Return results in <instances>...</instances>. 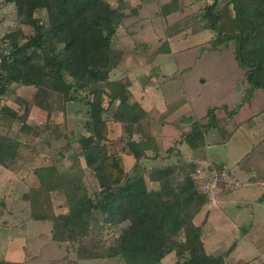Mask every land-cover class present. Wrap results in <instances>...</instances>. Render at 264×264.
Here are the masks:
<instances>
[{
	"label": "trees",
	"instance_id": "1",
	"mask_svg": "<svg viewBox=\"0 0 264 264\" xmlns=\"http://www.w3.org/2000/svg\"><path fill=\"white\" fill-rule=\"evenodd\" d=\"M115 1L117 7L107 0H5L14 5L19 26L15 34L0 38V97L15 84L34 88L36 98L15 100L19 110L2 105L0 98V114L24 123L25 133H30L35 129L28 122L33 108L50 110L49 93L57 94L62 106H89L88 132L75 141L79 152L71 158L73 163L62 169L54 160L35 170L39 183L26 192L29 219L51 225L50 241L64 252L53 264H164L170 255L176 257L171 264H226L222 256L207 254L203 228L194 223L209 200L207 194H193L198 166L182 161L172 167L141 166L160 154L152 130L156 119L151 117L152 110L130 102L133 92L126 76L112 79L125 54L115 47V38L128 16L123 6L126 0ZM218 6V0H207L203 9V29L215 33L208 48L235 56L249 85L248 95L264 92V0H229L223 9ZM172 10L164 9V15ZM40 11L47 14L45 22L36 17ZM22 27L32 29V34L24 35ZM170 53V44L163 43L152 57ZM37 97L41 102L37 103ZM107 100L117 105L112 116L123 132L122 165L126 154L134 159L131 167L116 162L121 156L107 145L103 118ZM221 110L228 116L222 118L213 108L204 122L186 119L192 128L185 133L181 127V131L192 150L203 145L205 132L221 127L236 114L226 107ZM17 143L9 137L0 141V170L16 175L26 162L19 165L24 156ZM110 159L114 160L111 164ZM86 170L93 171L98 191L90 192L85 184ZM60 192L66 211L49 216L46 207L51 194ZM99 216L103 222L95 232L92 226ZM15 225L2 223L8 229ZM0 264L25 263L0 259Z\"/></svg>",
	"mask_w": 264,
	"mask_h": 264
},
{
	"label": "rangeland",
	"instance_id": "2",
	"mask_svg": "<svg viewBox=\"0 0 264 264\" xmlns=\"http://www.w3.org/2000/svg\"><path fill=\"white\" fill-rule=\"evenodd\" d=\"M107 1L113 7L118 6L115 0ZM206 1L126 0L123 6L128 16L115 38V47L125 54L112 79L126 76L133 92L130 102L136 101L144 109L152 110L151 117L156 119L152 130L157 142L155 150L160 154L157 159L145 160L141 166L172 167L179 161L198 166L200 174L193 194H207L209 200L194 223L203 228L207 254L222 256L226 264H264V92L248 95L249 85L235 56L208 48L215 33L203 29ZM228 1L218 0L219 9ZM164 9L173 10L165 16ZM36 17L47 20L45 11L38 12ZM18 26L14 5L0 0V38L15 34ZM22 28L24 35L32 34L29 27ZM163 43L170 44L171 53L152 57ZM46 96L50 110L36 106L28 121L31 126L35 125L34 132L25 133L24 123L0 114V141L4 137L15 139L24 156L19 165L26 160L17 175L6 169L0 171V211L12 214L8 221L18 224L8 230L0 229V259L53 264L58 255L61 253L62 257L64 253L62 247L50 241V224L29 219L26 192L39 183L35 175L37 168L54 160L62 169L73 163L71 158L79 152L75 141L88 132L89 106L83 103L62 106L57 94ZM0 98L2 105L19 110L15 100H32L36 98V91L14 84L6 90L5 97ZM36 100L41 102V97ZM224 107L231 112L236 110V114L221 127L205 132L203 145L192 150L181 131V127L185 133L192 128V122L186 119L204 122L208 110L213 108L224 118L229 114L221 110ZM104 108L110 152L121 156L116 162L122 167H131L134 159L126 154L122 165L123 132L112 116L117 105L112 106L107 100ZM250 152L252 154L244 159ZM112 161L109 160L110 164ZM82 164L85 165L83 160ZM218 165L224 166L223 172L216 167ZM84 182L90 192L99 190L92 170H86ZM65 204L61 192L53 193L47 213L54 216L65 212ZM102 222L99 216L93 222V231L98 232ZM175 260V255H170L164 264ZM81 264L105 263L85 261Z\"/></svg>",
	"mask_w": 264,
	"mask_h": 264
},
{
	"label": "crops",
	"instance_id": "3",
	"mask_svg": "<svg viewBox=\"0 0 264 264\" xmlns=\"http://www.w3.org/2000/svg\"><path fill=\"white\" fill-rule=\"evenodd\" d=\"M227 169H231V168H228V167H226ZM0 171H2V169L0 170ZM5 177L7 178L8 177V175L6 174L5 175ZM253 179V178H252ZM251 179V180H252ZM5 179L2 177V181H4ZM249 182H252V184H255V182H253V181H249ZM2 205H4V204H2ZM4 209H5V205H4ZM11 215V214H10ZM10 215H8L5 211H0V229H6V230H8V228H4L3 226H2V223H5V224H7V221H8V219H9V217H10ZM29 219H27L26 220V222L28 221ZM18 224H16L14 227H16ZM53 249H55V251H56V253H58L57 252V249L56 248H53ZM6 260V259H5ZM7 261H10V262H15V261H11V260H7ZM19 262H22V261H19Z\"/></svg>",
	"mask_w": 264,
	"mask_h": 264
}]
</instances>
